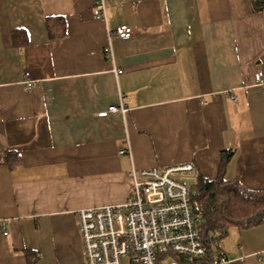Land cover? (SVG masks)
<instances>
[{"label": "crops", "instance_id": "obj_1", "mask_svg": "<svg viewBox=\"0 0 264 264\" xmlns=\"http://www.w3.org/2000/svg\"><path fill=\"white\" fill-rule=\"evenodd\" d=\"M104 1L105 20L95 0H0V264H86L77 212L125 202L133 167L215 179L230 149L225 177L264 187V0ZM220 253L264 264V223L231 226Z\"/></svg>", "mask_w": 264, "mask_h": 264}, {"label": "built area", "instance_id": "obj_2", "mask_svg": "<svg viewBox=\"0 0 264 264\" xmlns=\"http://www.w3.org/2000/svg\"><path fill=\"white\" fill-rule=\"evenodd\" d=\"M94 15L106 19L104 0H95ZM114 32L119 38L128 39L134 28L121 24ZM105 54L114 63L111 43ZM24 77L25 87H32L34 80L30 79L28 71L24 72ZM254 79L256 85L264 88V70L258 69ZM227 94L237 100L236 95ZM127 111L128 107L120 102L98 112V116L112 113L125 116ZM128 148L119 153H129ZM194 169L192 162L166 168L133 167L130 171L133 188L125 202L78 210L86 264H131V261L140 264H236L233 258L222 253L210 259L208 246L199 230L201 218L192 209L191 182L186 179ZM174 256L184 257L186 261ZM125 257L128 260L125 261Z\"/></svg>", "mask_w": 264, "mask_h": 264}, {"label": "trees", "instance_id": "obj_3", "mask_svg": "<svg viewBox=\"0 0 264 264\" xmlns=\"http://www.w3.org/2000/svg\"><path fill=\"white\" fill-rule=\"evenodd\" d=\"M58 25L62 30L61 34H65V22L62 17L47 19L51 35L54 26ZM14 33L21 34L22 30ZM232 156V150H223L217 177L207 179L197 175L191 183L192 209L201 218L199 230L208 246L209 256L213 255L218 240L227 235L231 226L250 227L264 223V187L251 190L243 186L238 179H227L225 174ZM2 161L11 168L18 165L17 152L7 149ZM31 255L27 253L28 264H36V254ZM176 258L186 261L184 257ZM131 264L140 263L131 261Z\"/></svg>", "mask_w": 264, "mask_h": 264}, {"label": "water", "instance_id": "obj_4", "mask_svg": "<svg viewBox=\"0 0 264 264\" xmlns=\"http://www.w3.org/2000/svg\"><path fill=\"white\" fill-rule=\"evenodd\" d=\"M186 179H187L189 182H191V183L194 181V178H189V177H187Z\"/></svg>", "mask_w": 264, "mask_h": 264}, {"label": "rangeland", "instance_id": "obj_5", "mask_svg": "<svg viewBox=\"0 0 264 264\" xmlns=\"http://www.w3.org/2000/svg\"><path fill=\"white\" fill-rule=\"evenodd\" d=\"M124 260H125V261L128 260V257H125Z\"/></svg>", "mask_w": 264, "mask_h": 264}]
</instances>
